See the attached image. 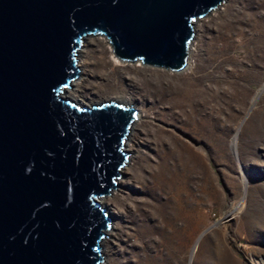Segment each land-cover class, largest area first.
Masks as SVG:
<instances>
[{"label": "rangeland", "instance_id": "374dc122", "mask_svg": "<svg viewBox=\"0 0 264 264\" xmlns=\"http://www.w3.org/2000/svg\"><path fill=\"white\" fill-rule=\"evenodd\" d=\"M194 29L179 72L123 62L102 35L77 53L66 96L139 118L100 199L101 264H264V0H224Z\"/></svg>", "mask_w": 264, "mask_h": 264}, {"label": "water", "instance_id": "95a60500", "mask_svg": "<svg viewBox=\"0 0 264 264\" xmlns=\"http://www.w3.org/2000/svg\"><path fill=\"white\" fill-rule=\"evenodd\" d=\"M224 0H0V264H100L136 110L66 96L105 36L123 62L187 66L194 24Z\"/></svg>", "mask_w": 264, "mask_h": 264}, {"label": "bare ground", "instance_id": "6f19581e", "mask_svg": "<svg viewBox=\"0 0 264 264\" xmlns=\"http://www.w3.org/2000/svg\"><path fill=\"white\" fill-rule=\"evenodd\" d=\"M78 52H79V51H78ZM79 54H80V53H79ZM77 55H78V54H77ZM77 57H78V56H77ZM79 80H80V79H79ZM79 80L76 79V80L71 84V86H72L74 83H77V81H79ZM67 93L69 94V93H70V90H67L65 94L67 95ZM68 97H69V96H68ZM70 98H71V97H70ZM133 108H134V107H133ZM137 116H139V115H137ZM137 118H138V117H136V119H137ZM138 119H139V118H138ZM125 143H126V142H125ZM124 146H125V145H124ZM125 153H126V152H125ZM126 154H127V153H126ZM127 156H128V155H127ZM120 171H121V170H120ZM119 173H120V172H119ZM100 264H101V263H100Z\"/></svg>", "mask_w": 264, "mask_h": 264}]
</instances>
